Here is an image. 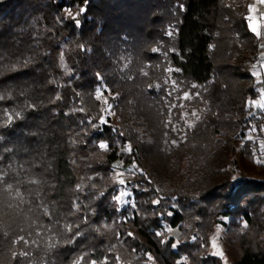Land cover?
<instances>
[{
  "label": "trees",
  "instance_id": "16d2710c",
  "mask_svg": "<svg viewBox=\"0 0 264 264\" xmlns=\"http://www.w3.org/2000/svg\"><path fill=\"white\" fill-rule=\"evenodd\" d=\"M113 1L0 0V264H222L206 253L215 225L225 228L231 264H264V181L239 171L261 154L259 138L243 143L238 161L231 138L220 139L244 138L252 123L264 138L254 35L229 26L225 0L187 1L166 61L204 110L173 150L192 178L159 192L153 158H168L164 116L147 87L162 61L147 40L159 17L129 34L131 75L123 74ZM133 108L155 129L154 143L132 128ZM132 164L147 189L119 209L113 171Z\"/></svg>",
  "mask_w": 264,
  "mask_h": 264
},
{
  "label": "rangeland",
  "instance_id": "374dc122",
  "mask_svg": "<svg viewBox=\"0 0 264 264\" xmlns=\"http://www.w3.org/2000/svg\"><path fill=\"white\" fill-rule=\"evenodd\" d=\"M188 0H114V9L122 15L117 22L122 27L119 33L121 46L119 52L120 71L127 74L130 65L132 64L133 54L130 50L134 49L131 43L129 34L134 33L137 27H145L152 21L151 18L158 16L153 25V37L147 39L150 42V50L153 53L160 55L161 63L157 66L153 81L147 86L153 89L154 92L161 97L162 105L160 112L163 114V129L160 136V150L168 156L167 159L162 158L164 165H158V158H153V165L157 166L154 169L153 185L159 192H170L177 190L181 183L186 179L192 178L191 168L188 166V161L185 158L180 162L179 167L176 166L174 149L179 142L184 139L185 131L193 127L199 120L204 107L200 106L195 97H199L198 93H191L190 90L184 89L183 85L177 82L171 75L173 68L166 61V53L173 52L176 48L171 43L175 41L179 24L181 23V13L184 11ZM252 0H225V6L232 12L229 26L235 29L243 30L244 24L250 32L253 29L250 26V17L248 16ZM124 18V19H123ZM233 28V29H234ZM166 42H164V40ZM132 45V46H131ZM136 45V44H135ZM141 74L148 75V69L139 68ZM253 76L254 75V70ZM163 92H162V90ZM109 94H104L101 89L97 93V97L101 101L105 117H109L112 122L115 121L113 114L110 112L108 104ZM264 97V95H263ZM201 98L199 97V100ZM253 109V114L257 117L255 107L257 103L250 104ZM262 107H264L262 105ZM131 126L138 133L140 139L145 143H154L155 129L148 125L145 116L139 112L138 108L132 109ZM264 133V127H263ZM232 142L227 143L230 148L234 147L238 152L235 155L236 161L239 160L240 150L245 141L251 143L259 138L260 155H253L252 163L246 160V165L249 169L239 168V171L246 177L264 181V168L261 166L264 157V138L260 139L257 134L255 124H251V128L247 131L244 138L232 137L228 132L220 136L221 141L230 139ZM126 148L125 152H128ZM174 155V156H172ZM255 156V157H254ZM161 160V159H160ZM162 162V160H161ZM118 169L113 171L112 179L115 182L116 194L114 201L119 209L131 206L133 204L134 190H146L143 186V181L139 182L136 178L137 173H142L143 168H139L132 164L126 170ZM161 169V171H160ZM158 170V171H157ZM230 170V168H229ZM122 181V183H121ZM165 232L177 235V229L165 228ZM207 255L216 257L222 264H231L226 254L225 228L221 225H215L210 231H207ZM219 252L220 254H216Z\"/></svg>",
  "mask_w": 264,
  "mask_h": 264
},
{
  "label": "crops",
  "instance_id": "0c3cea01",
  "mask_svg": "<svg viewBox=\"0 0 264 264\" xmlns=\"http://www.w3.org/2000/svg\"><path fill=\"white\" fill-rule=\"evenodd\" d=\"M251 11L249 13L250 26L255 28L256 31L251 32L257 42V61L254 66L255 81L262 83V88L264 89V2L261 0H252L250 2ZM264 93L259 100L261 106H264Z\"/></svg>",
  "mask_w": 264,
  "mask_h": 264
},
{
  "label": "snow or ice",
  "instance_id": "6c2138e0",
  "mask_svg": "<svg viewBox=\"0 0 264 264\" xmlns=\"http://www.w3.org/2000/svg\"><path fill=\"white\" fill-rule=\"evenodd\" d=\"M261 2H264V0H261ZM83 11H84V9L82 8V9H81V12H83ZM69 15H71L70 10H69ZM73 19H75V17H73ZM77 23H79V22L77 21ZM253 31L255 32L256 29L253 28ZM100 147H101L102 149H105L107 146H106L105 144H101ZM121 183H122V181H121ZM157 203H158V202H157ZM157 235H160V233H157ZM162 242H166V241H162ZM172 247L175 248V247H176V244H173ZM216 254H220V253L217 252Z\"/></svg>",
  "mask_w": 264,
  "mask_h": 264
}]
</instances>
